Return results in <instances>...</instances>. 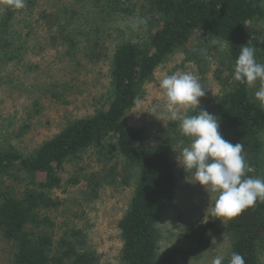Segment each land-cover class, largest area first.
Instances as JSON below:
<instances>
[{"label": "trees", "instance_id": "16d2710c", "mask_svg": "<svg viewBox=\"0 0 264 264\" xmlns=\"http://www.w3.org/2000/svg\"><path fill=\"white\" fill-rule=\"evenodd\" d=\"M146 3L150 26L142 42L116 46L110 62L112 92L93 115L72 120L28 155L11 146H0V242L10 246L9 264H98L97 255L86 247L84 229L71 227L56 237L55 220L47 214L62 205L52 196L63 183L60 170L90 149H96L105 163L114 162L105 178L111 182L118 179L123 187L134 184L128 207L118 222L122 242L119 264H179L200 254L202 240L197 246L160 252L163 237L158 223L174 204L180 179L174 162L180 132L173 135L161 131L149 139L143 128L126 121L144 85L168 56L181 50L197 64L202 62V52L194 47L199 33L226 45L225 70L229 73L225 79L217 76L221 94L203 110L219 118V131L225 140L244 144L247 160L256 169L250 175L264 179V108L254 98L259 87L248 88L233 81L240 47L248 43L256 47L252 24L264 21V0H146ZM0 4L6 7L0 15L2 66L16 58L12 20L18 10ZM33 4L34 0H26L28 8L24 10ZM111 10L118 8L111 6ZM263 55L256 52L258 62L264 63ZM101 180H104L101 176L97 180L86 179L91 192H98ZM69 182L79 184L80 180ZM224 232L230 239V251L222 264H229L232 252L241 254L245 264H264L260 260L264 246V202L257 201L254 207L227 221Z\"/></svg>", "mask_w": 264, "mask_h": 264}, {"label": "rangeland", "instance_id": "374dc122", "mask_svg": "<svg viewBox=\"0 0 264 264\" xmlns=\"http://www.w3.org/2000/svg\"><path fill=\"white\" fill-rule=\"evenodd\" d=\"M111 6L118 10L112 11ZM5 8L0 4V15ZM147 9L146 0H34L29 9L16 11L12 20L16 58L0 66V146L28 155L72 120L93 115L112 92L110 62L116 46L142 42L150 26ZM143 19L146 24L140 23ZM252 26L256 52L262 55L264 21ZM194 41L202 62L197 64L181 50L175 51L144 85L139 97L142 103L126 115L127 123L143 128L149 139L161 131L173 135L179 131V122L171 119V109L159 89L166 75L191 72L207 89L199 106L186 114L207 108L221 94L217 76L225 79L229 74L226 45L205 33L196 35ZM175 151L180 179L175 202L158 223L163 237L160 252L197 246L202 240L200 254L179 264H211L217 255L224 257L223 263L229 257L230 239L224 232L227 221L222 224L210 212L216 194L195 183L192 174L180 166ZM113 163L102 161L96 149L66 163L59 173L62 186L52 193L62 205L47 211L55 220L56 237L71 227L84 229L86 247L97 255L98 264H119L118 222L134 191V184L123 187L118 179L105 178ZM262 163L264 167V159ZM99 176L104 180L97 193L91 192L86 179ZM76 178L80 183L70 184ZM10 256V246L0 242V264H9ZM260 260L264 263V246Z\"/></svg>", "mask_w": 264, "mask_h": 264}, {"label": "clouds", "instance_id": "9594fccd", "mask_svg": "<svg viewBox=\"0 0 264 264\" xmlns=\"http://www.w3.org/2000/svg\"><path fill=\"white\" fill-rule=\"evenodd\" d=\"M3 5L22 10L26 0H0ZM146 24L147 20L140 21ZM257 49L250 43L240 47L233 69V81L254 88V98L264 108V63L256 58ZM159 89L171 109V119L178 121L182 137L175 149L180 166L192 174L195 183L201 185L208 193L216 194L210 209L211 215L222 222L231 221L245 210L255 206L257 201L264 202V179L250 175L256 171L247 160L243 143L233 144L225 140L220 131L219 118L201 110L197 115H188V109L195 110L200 99L206 94V88L199 78L191 72L177 71L166 75L159 82ZM142 103L137 97L135 104ZM156 111V108H153ZM177 153V151H175ZM224 257L217 255L211 264H222ZM229 264H245L244 257L232 252Z\"/></svg>", "mask_w": 264, "mask_h": 264}]
</instances>
